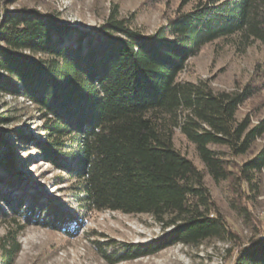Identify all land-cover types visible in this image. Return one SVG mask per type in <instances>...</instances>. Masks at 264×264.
I'll return each instance as SVG.
<instances>
[{"label":"trees","instance_id":"trees-1","mask_svg":"<svg viewBox=\"0 0 264 264\" xmlns=\"http://www.w3.org/2000/svg\"><path fill=\"white\" fill-rule=\"evenodd\" d=\"M235 36L244 45L264 44V0H199L153 34L114 16L85 33L37 9L5 13L0 90L23 96L42 112L46 139L38 148L44 157L80 182L90 211L147 214L162 227L163 235L148 244L115 245L113 259L105 255L109 264L174 245L236 238L204 172L174 146L180 130L215 183L235 178L251 185L264 169V147L241 165L216 149L238 158L264 137V119L253 124L250 115L238 118L255 89L214 92L206 82L180 78L206 45ZM10 150L0 141V184L6 189H0V202L25 213L23 187L29 183L14 173ZM40 200L30 198L26 212L34 213ZM64 220L54 215L53 224L63 227ZM257 233L234 264H264V235Z\"/></svg>","mask_w":264,"mask_h":264},{"label":"rangeland","instance_id":"rangeland-1","mask_svg":"<svg viewBox=\"0 0 264 264\" xmlns=\"http://www.w3.org/2000/svg\"><path fill=\"white\" fill-rule=\"evenodd\" d=\"M198 1L0 0V28L5 13L37 9L60 24L85 33L99 29L114 16L127 21L135 30L153 34L179 13L191 10ZM0 46L4 47L1 40ZM0 77L6 74L0 71ZM180 78L193 83L206 82L214 92H232L250 86L256 93L240 108L238 118L250 115L253 124L264 119V44L259 41L244 45L235 36L210 43L189 60ZM0 120H3L0 141L11 149L14 173L29 183L28 187H23L28 193L22 203L25 213L12 212L0 202L3 209L0 264H109L105 255L113 259L115 245L148 244L163 235L161 225L150 215L96 212L87 208L81 200L80 182L47 161L38 148L46 139L45 120L34 103L0 90ZM174 146L204 172L212 198L236 238L206 241L199 246L174 245L157 254L119 264H234L238 253L256 231L257 237L264 235V169L255 175L251 185H243L235 178L215 183L194 145L180 130L175 132ZM263 147L264 137L251 152L238 158H232L224 148L216 149L241 165L254 158ZM0 189L6 190L1 184ZM34 195H39L40 205L34 213L26 212ZM46 206L48 211H44ZM243 209L248 210L247 216ZM54 215L63 216V227L53 224Z\"/></svg>","mask_w":264,"mask_h":264}]
</instances>
